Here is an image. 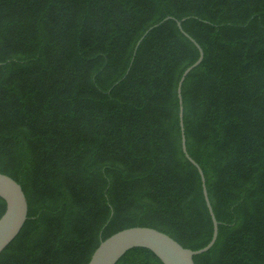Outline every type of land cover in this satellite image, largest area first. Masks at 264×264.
Masks as SVG:
<instances>
[{"label": "trees", "instance_id": "obj_1", "mask_svg": "<svg viewBox=\"0 0 264 264\" xmlns=\"http://www.w3.org/2000/svg\"><path fill=\"white\" fill-rule=\"evenodd\" d=\"M182 19L203 52L185 146L218 223L194 264H264V0H0V173L27 200L0 264H87L135 226L209 242L180 143L198 57ZM115 264L162 263L136 247Z\"/></svg>", "mask_w": 264, "mask_h": 264}, {"label": "water", "instance_id": "obj_2", "mask_svg": "<svg viewBox=\"0 0 264 264\" xmlns=\"http://www.w3.org/2000/svg\"><path fill=\"white\" fill-rule=\"evenodd\" d=\"M166 19H168V17L164 20ZM182 21L183 19L176 21V26L179 31L195 45L198 51V57L183 71L177 85L181 151L184 157L197 169L200 176L204 201L212 222L211 238L204 247L191 250L182 247L173 238L159 230L144 226L129 227L115 232L101 241L91 254L87 264H115L128 250L136 247L150 250L162 264H194L193 257L209 250L216 240L218 223L207 197L204 176L198 164L188 155L185 146L180 88L185 76L201 62L203 52L200 46L182 30ZM152 27L140 37L135 48ZM0 198L5 203V209L0 216L1 253L18 235L27 218V200L21 186L14 179L2 173H0Z\"/></svg>", "mask_w": 264, "mask_h": 264}]
</instances>
